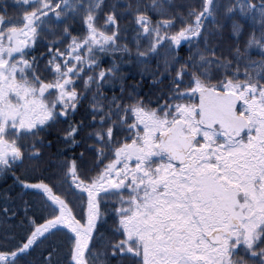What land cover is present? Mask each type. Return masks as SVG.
I'll return each instance as SVG.
<instances>
[{
  "label": "snow or ice",
  "instance_id": "1",
  "mask_svg": "<svg viewBox=\"0 0 264 264\" xmlns=\"http://www.w3.org/2000/svg\"><path fill=\"white\" fill-rule=\"evenodd\" d=\"M0 182V264H264V0H0Z\"/></svg>",
  "mask_w": 264,
  "mask_h": 264
},
{
  "label": "trees",
  "instance_id": "2",
  "mask_svg": "<svg viewBox=\"0 0 264 264\" xmlns=\"http://www.w3.org/2000/svg\"><path fill=\"white\" fill-rule=\"evenodd\" d=\"M133 74H135V73H133ZM136 79L139 80L140 77L138 75H136ZM141 91H143L145 93L148 91V85H147V83H143L142 82V84H141ZM77 151H79V150H77ZM9 183H11V181H9ZM3 187H5V185L3 184V182H0V189H2Z\"/></svg>",
  "mask_w": 264,
  "mask_h": 264
}]
</instances>
